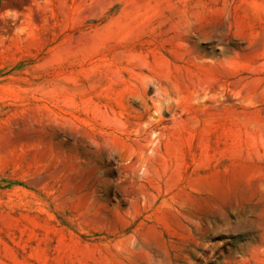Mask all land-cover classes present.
Returning <instances> with one entry per match:
<instances>
[{
  "label": "rangeland",
  "instance_id": "1",
  "mask_svg": "<svg viewBox=\"0 0 264 264\" xmlns=\"http://www.w3.org/2000/svg\"><path fill=\"white\" fill-rule=\"evenodd\" d=\"M0 264H264V0H0Z\"/></svg>",
  "mask_w": 264,
  "mask_h": 264
}]
</instances>
